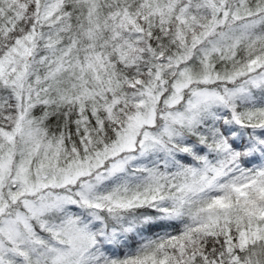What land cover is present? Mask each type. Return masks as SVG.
<instances>
[{
    "label": "snow or ice",
    "instance_id": "1",
    "mask_svg": "<svg viewBox=\"0 0 264 264\" xmlns=\"http://www.w3.org/2000/svg\"><path fill=\"white\" fill-rule=\"evenodd\" d=\"M0 264H264V0H0Z\"/></svg>",
    "mask_w": 264,
    "mask_h": 264
}]
</instances>
